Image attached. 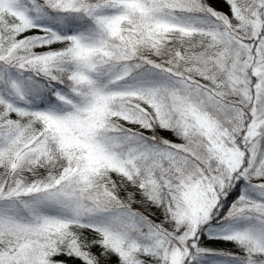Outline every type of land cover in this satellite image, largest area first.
<instances>
[{"label":"snow or ice","instance_id":"6c2138e0","mask_svg":"<svg viewBox=\"0 0 264 264\" xmlns=\"http://www.w3.org/2000/svg\"><path fill=\"white\" fill-rule=\"evenodd\" d=\"M0 264H264V0H0Z\"/></svg>","mask_w":264,"mask_h":264}]
</instances>
